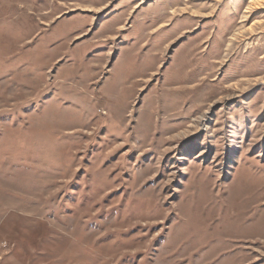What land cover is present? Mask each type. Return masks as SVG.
Masks as SVG:
<instances>
[{
	"label": "rangeland",
	"instance_id": "obj_1",
	"mask_svg": "<svg viewBox=\"0 0 264 264\" xmlns=\"http://www.w3.org/2000/svg\"><path fill=\"white\" fill-rule=\"evenodd\" d=\"M0 264H264V0H0Z\"/></svg>",
	"mask_w": 264,
	"mask_h": 264
}]
</instances>
